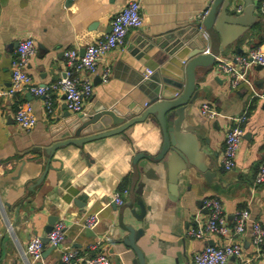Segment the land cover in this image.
Here are the masks:
<instances>
[{"label": "crops", "instance_id": "obj_1", "mask_svg": "<svg viewBox=\"0 0 264 264\" xmlns=\"http://www.w3.org/2000/svg\"><path fill=\"white\" fill-rule=\"evenodd\" d=\"M128 1L0 0V264H61V254L67 248L80 257L103 253L109 264H131L135 254L122 241L128 233L120 224L122 218L126 226L143 229L137 244L146 264H190L206 244L221 245L222 242L215 235L204 239L188 235L196 219H206L203 202L209 196L221 199L229 225L233 223L234 213L244 208L252 220L264 227V183H254L258 166L264 162V102L253 96L244 83L231 87L228 77L219 71L218 61L207 73H202L203 68L197 71L198 99L188 106L182 123V131L198 147L197 162L209 167L213 175L206 177L192 166L181 171L177 185L172 186L164 171L159 172L154 164L140 161L155 169V177L142 178L146 185L141 195H137L143 200L145 211L141 219H135L132 209L138 214L141 212L129 194L135 151L127 139L116 134L86 143L82 148L67 146L56 150L53 168L36 184L45 168L42 149L58 141L61 134L54 136L51 127L66 112V103L60 91L53 93L50 110L43 97L20 91L12 96L3 94L10 86V65L18 41L28 36L34 39L35 53L26 66L33 82L53 84L65 69L64 51L77 49L82 54L88 43L108 34L112 17ZM140 1L142 27L131 29L125 44L104 57L101 65L109 64L112 72L107 83L101 81L99 71L90 76L93 94L85 101L84 108L100 103L122 109L145 108L150 96L148 81L143 76L149 69L142 71L145 60L137 58L139 45L134 41L146 35L164 37L191 24L213 0ZM253 1V25L220 53L218 59L234 64L251 47L264 51V15L259 10L264 0ZM189 50L181 48L169 57L170 68L179 70L180 64L189 60ZM247 78L256 91H263L264 65H254L247 72ZM25 102L32 105L37 119L28 131L21 129L13 118L17 105ZM203 104L216 114L202 115ZM243 114L246 120L242 124L244 133L236 163L226 170L220 162L225 134L232 126L231 119ZM131 136L140 151L158 149L160 138L155 125L137 124ZM204 138L208 139L207 143H203ZM115 193L120 196L123 193L122 205L130 202L132 208L116 205ZM91 214L98 216V223L92 229L94 236H88L85 231V220ZM52 217L57 219L52 226L57 221L63 222L65 240L58 247L47 241L41 259L32 262L24 254L25 247L33 237L47 238L46 229L51 226L48 221ZM97 240L98 248L90 250L89 245ZM239 240L245 256H252L254 247L248 227ZM226 264H239V261L232 256ZM248 264H264V257Z\"/></svg>", "mask_w": 264, "mask_h": 264}, {"label": "water", "instance_id": "obj_2", "mask_svg": "<svg viewBox=\"0 0 264 264\" xmlns=\"http://www.w3.org/2000/svg\"><path fill=\"white\" fill-rule=\"evenodd\" d=\"M254 9L253 0H213L206 8L203 18H197L173 33L164 37H137L134 41V44L139 45V50H136L137 58L145 60L141 69L143 72L146 69L151 70V74L143 76V80L148 81L150 103L140 110L107 107L100 103L95 107H86L83 112L77 114H73L64 106L66 112L60 114L51 127L54 136L61 135L58 141L42 149L45 168L36 184L53 168L52 163L57 161L54 157L56 150L67 146L82 148L86 143L116 134H121L127 139L135 151L131 160L129 190L130 200H136L141 211L138 214L132 209L135 219H141L145 211L143 200L139 199L142 188L146 185L142 178L155 177V169H149L140 161L145 160L154 164L159 172L164 171L168 183L172 186L177 185L179 173L192 166L204 172L206 177L213 175L214 172L209 167L197 162L198 147L194 140L182 131L184 114L188 106L198 99L197 71L203 68L202 73H207L214 67L218 55L223 54L233 41L246 33L253 25ZM181 48L190 49L189 60L183 61L179 70L170 68L167 63L169 57ZM218 69L221 71L219 67ZM140 123L157 126L160 141L155 152L140 151L134 144L131 134L135 125ZM202 141L207 143L208 139L204 138ZM199 147H202V142ZM123 206L132 208L130 202L120 207ZM53 220H57L56 217L49 219L48 224L51 226H48L46 233L51 230ZM120 224L124 226L123 230L128 232L122 241L135 254L131 264H146L143 252L137 244V240L143 235V229L126 226L127 222L123 218ZM85 231L88 236L95 235L92 229L87 228ZM41 239L44 244L48 241L44 237Z\"/></svg>", "mask_w": 264, "mask_h": 264}, {"label": "built area", "instance_id": "obj_3", "mask_svg": "<svg viewBox=\"0 0 264 264\" xmlns=\"http://www.w3.org/2000/svg\"><path fill=\"white\" fill-rule=\"evenodd\" d=\"M261 14L264 15V1L259 5ZM204 11L198 18H203ZM142 4L140 0H129L125 6L116 13L110 21V32L100 39L88 43L81 54L77 49L64 51L65 69L60 79L49 85H37L31 76L26 72L29 58L35 53V42L31 36L18 41L15 57L11 61L10 86L3 91V94L15 95L17 92H28L37 97H43L45 106L50 110L53 103V93L60 91L64 95L67 109L73 114L81 113L85 107V101L93 94V83L90 76L99 71L101 81L107 83L111 77V67L103 63L104 57L119 46L125 44L128 32L133 28L142 27ZM217 66L221 69L229 80L231 87L236 88L240 83H244L252 92L253 96L264 102V90L258 92L254 89L251 81L247 78V72L254 65H264V51L258 47L249 48L246 53L237 58L236 63L225 62L218 59ZM185 62V61H184ZM85 77H80L81 74ZM151 74V70L146 75ZM145 75V76H146ZM201 114L211 117L216 114L207 104L201 106ZM16 124L21 129L28 131L32 129L36 122V116L30 103H19L13 115ZM246 116L240 115L232 118V126L225 134V144L221 156V165L226 170L235 166L239 145L243 137L242 124ZM255 185L264 183V162L258 166L254 177ZM127 193V190H122ZM122 193V195H123ZM122 195L115 193L113 200L116 205L123 203ZM203 207L207 210L205 220L196 219V223L188 230V235L194 239H204L209 235L217 236L222 242L221 245L206 244L198 251L190 264H226L230 257H235L239 264H248L253 259L264 257V227L260 222L252 220L247 209H238L233 215V223L229 225L223 203L215 196L206 197ZM98 223L97 214L89 215L85 220V226L93 229ZM250 229V240L254 247V254L245 256L244 248L239 237L246 230ZM49 245L58 247L65 240L64 224L57 221L47 233ZM99 241L89 245L90 250H96ZM44 250V243L40 237H33L27 243L24 254L32 262L39 261ZM83 261L84 264H109L107 255L96 253L92 256L80 257L76 252L67 248L63 250L61 264H75ZM30 264V263H29Z\"/></svg>", "mask_w": 264, "mask_h": 264}]
</instances>
